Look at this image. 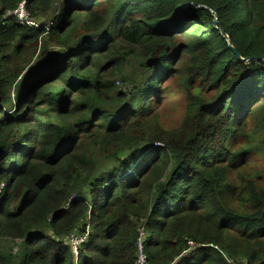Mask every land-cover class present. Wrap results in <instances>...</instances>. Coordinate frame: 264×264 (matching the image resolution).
<instances>
[{
	"label": "trees",
	"instance_id": "trees-1",
	"mask_svg": "<svg viewBox=\"0 0 264 264\" xmlns=\"http://www.w3.org/2000/svg\"><path fill=\"white\" fill-rule=\"evenodd\" d=\"M22 2L0 0V264H136L141 230L147 264H264L243 158L264 160V0H25L37 29L8 16ZM169 79L187 100L171 130Z\"/></svg>",
	"mask_w": 264,
	"mask_h": 264
},
{
	"label": "rangeland",
	"instance_id": "rangeland-1",
	"mask_svg": "<svg viewBox=\"0 0 264 264\" xmlns=\"http://www.w3.org/2000/svg\"><path fill=\"white\" fill-rule=\"evenodd\" d=\"M9 16V15H8ZM193 31H188L186 35L185 33L175 32L177 36L174 37V41H186L188 37L192 34ZM48 49L51 52H56L59 50V48L53 46L52 44L49 45ZM106 61V60H105ZM37 63L36 57L34 56L29 66L26 68V70L21 74V76L25 75L27 72L30 71L33 66ZM105 62H103L101 65L103 66ZM179 66V62L177 64ZM176 66V67H177ZM110 71V66L107 69ZM145 74V70L140 67L139 64H137L134 60H129L126 62L122 68L121 76L116 77L112 79L114 81L116 90L120 91L121 93H124L126 96H130L132 93V89H134V83L135 81H141L143 78V75ZM164 88L163 94L159 97L160 100L155 103L153 101V107H154V114L157 115L161 125L165 127L166 129H174L179 126V124L182 121V118L185 114L187 100L184 94L183 89L176 85L174 80L169 79L167 82H164L162 85ZM17 89V88H14ZM13 91V89H11ZM10 90L8 91L7 95L10 94ZM10 99H15L16 97L11 95L9 96ZM210 97V95H208ZM8 102V101H7ZM12 105L11 102L7 103L6 106H2L1 109H11ZM254 129L252 123L248 124V133H251V131ZM18 128L14 129V132H17ZM257 139H259V134L257 136ZM256 139V142H257ZM245 147L246 143L242 142L236 147ZM2 155V152H0V156ZM244 158V164H246L248 167L246 168V172L248 174H261L262 178H260L258 181H256V185L258 187H264V160L260 157H251V156H245ZM110 164L105 161H100L99 167L97 172L94 175V178H97L98 176L106 175L109 172ZM243 171V169L241 170ZM253 176V175H252ZM231 178L233 179V174L231 175ZM1 189V186H0ZM89 191L91 189L86 188L84 193L85 195L89 194ZM88 230V228L86 229ZM81 241V239L84 238H76V235H73L71 238V245L73 249V254L76 255V241ZM75 242V245H74ZM15 251V250H14ZM229 264H248L245 260H227Z\"/></svg>",
	"mask_w": 264,
	"mask_h": 264
},
{
	"label": "built area",
	"instance_id": "built-area-1",
	"mask_svg": "<svg viewBox=\"0 0 264 264\" xmlns=\"http://www.w3.org/2000/svg\"><path fill=\"white\" fill-rule=\"evenodd\" d=\"M25 0H23V2L11 13H9V16H12L16 22L20 25V26H26V27H30L33 29H37L40 24L38 23V21L32 20L29 16V14L27 13V11L25 10ZM51 24H49L48 26H50ZM145 237V233L143 230L140 231V235L139 238L137 240V249H138V254H137V262L136 264H147L146 263V258L143 254V248H142V241ZM80 244V241H76V245L78 246ZM75 245V242H74Z\"/></svg>",
	"mask_w": 264,
	"mask_h": 264
},
{
	"label": "water",
	"instance_id": "water-1",
	"mask_svg": "<svg viewBox=\"0 0 264 264\" xmlns=\"http://www.w3.org/2000/svg\"><path fill=\"white\" fill-rule=\"evenodd\" d=\"M214 25H216V22H214ZM220 33H221L222 37L227 38L226 35H225V33L223 31H220ZM230 49L239 58V54L236 52V50L234 48H232L231 46H230ZM248 61H250V59L249 60H246V62H248Z\"/></svg>",
	"mask_w": 264,
	"mask_h": 264
}]
</instances>
